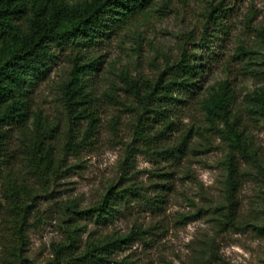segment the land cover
<instances>
[{"label": "rangeland", "instance_id": "374dc122", "mask_svg": "<svg viewBox=\"0 0 264 264\" xmlns=\"http://www.w3.org/2000/svg\"><path fill=\"white\" fill-rule=\"evenodd\" d=\"M149 2L122 28L108 24L89 51L53 47L32 80L27 122L5 128L0 264H62L67 256L55 251L72 240L74 257L109 244L83 264H264V114L254 95L264 92V0ZM15 23L25 29V14ZM184 54L199 67L196 84L181 91L166 121L143 114L132 84L154 83ZM78 56L89 66L70 123L64 89ZM222 84L246 157L206 112ZM38 144L48 167L34 158ZM230 156L237 168L231 205ZM8 186L23 211L13 208ZM110 187L126 190L112 216L102 223L85 215Z\"/></svg>", "mask_w": 264, "mask_h": 264}, {"label": "trees", "instance_id": "16d2710c", "mask_svg": "<svg viewBox=\"0 0 264 264\" xmlns=\"http://www.w3.org/2000/svg\"><path fill=\"white\" fill-rule=\"evenodd\" d=\"M148 5L149 0H87L71 5L62 0H0V157L4 152L5 128L11 124L21 125L27 122V89L32 80L47 68L48 62L53 58L52 48L70 45L89 51L106 30L122 28L130 20L143 14ZM22 14H25V29L15 23ZM108 24L113 27L107 29ZM191 57V54H184L154 83L147 82L138 86L132 84V95L143 114L152 113L153 119L158 118L160 121L168 119L166 113L176 103L181 102V91H188L196 84L200 71ZM80 61L82 59L79 56L75 58L70 83L64 89L70 123L77 120L79 113L75 106L78 104L77 100L83 98L80 73L89 66L81 65ZM254 95L261 113L264 114V92ZM206 112L212 121L216 119L223 123L231 146L242 156H248V147L242 142L234 125L229 122L231 95L227 84H222L207 99ZM88 118L92 127L94 119L91 116ZM35 153L38 154H34L38 164L48 167L51 158L40 144L35 147ZM227 169V193L231 205L237 184V168L232 156L228 158ZM8 187L12 190L13 208L23 211L16 188ZM125 192L126 190L113 192L110 187L102 201L84 214L95 215L98 222H105L115 210V200L123 197ZM74 247L72 240L68 246H59L56 249V256H67L62 264H83L87 257L102 255L100 252L106 251L109 244L90 245L84 255L77 257L72 252ZM50 264L60 263L54 259Z\"/></svg>", "mask_w": 264, "mask_h": 264}]
</instances>
